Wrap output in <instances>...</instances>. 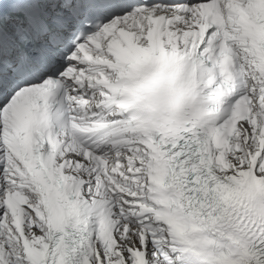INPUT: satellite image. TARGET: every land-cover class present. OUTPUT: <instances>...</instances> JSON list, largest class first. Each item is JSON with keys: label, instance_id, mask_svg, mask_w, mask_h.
Here are the masks:
<instances>
[{"label": "snow or ice", "instance_id": "obj_1", "mask_svg": "<svg viewBox=\"0 0 264 264\" xmlns=\"http://www.w3.org/2000/svg\"><path fill=\"white\" fill-rule=\"evenodd\" d=\"M0 264H264V0H0Z\"/></svg>", "mask_w": 264, "mask_h": 264}]
</instances>
